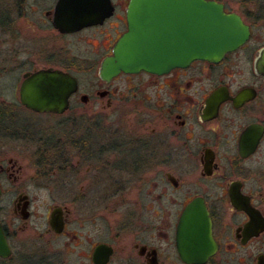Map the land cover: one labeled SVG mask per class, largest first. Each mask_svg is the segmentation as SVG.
Returning <instances> with one entry per match:
<instances>
[{"label":"flooded vegetation","instance_id":"af4514ba","mask_svg":"<svg viewBox=\"0 0 264 264\" xmlns=\"http://www.w3.org/2000/svg\"><path fill=\"white\" fill-rule=\"evenodd\" d=\"M207 1L245 27L220 59L105 80L132 0H0V264H264V0ZM40 70L64 111L22 103Z\"/></svg>","mask_w":264,"mask_h":264},{"label":"water","instance_id":"95a60500","mask_svg":"<svg viewBox=\"0 0 264 264\" xmlns=\"http://www.w3.org/2000/svg\"><path fill=\"white\" fill-rule=\"evenodd\" d=\"M128 19L129 31L101 64L105 80L120 72L162 74L196 59L218 60L237 45L227 41L231 29L245 28L236 15L225 14L220 3L207 0H132ZM76 90L72 75L40 70L23 82L21 101L36 111H64Z\"/></svg>","mask_w":264,"mask_h":264},{"label":"rangeland","instance_id":"374dc122","mask_svg":"<svg viewBox=\"0 0 264 264\" xmlns=\"http://www.w3.org/2000/svg\"><path fill=\"white\" fill-rule=\"evenodd\" d=\"M72 54H75V55H84L86 54L85 51H79V50H74V51H71ZM70 53V54H71ZM36 56L33 55L32 58H35ZM81 70L79 69H74V72L77 74V76L79 77L82 85L85 87L86 84L93 80L94 78L97 77V74H96V70L95 72H92L91 70L87 72V70H83L82 72H80ZM1 83V87H0V92L4 91L3 88L5 87L6 90L4 92L6 93H14V83H15V75H12V74H5L4 78L2 79V81L0 82ZM7 96V103H12L14 101V99H12V96L11 98L6 94ZM10 98V99H9ZM8 105V104H6ZM8 108H13V106H10Z\"/></svg>","mask_w":264,"mask_h":264}]
</instances>
